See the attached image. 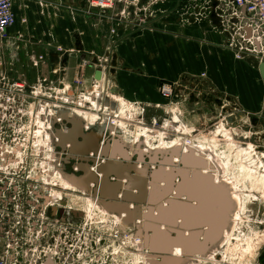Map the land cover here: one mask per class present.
<instances>
[{
    "label": "crops",
    "instance_id": "0c3cea01",
    "mask_svg": "<svg viewBox=\"0 0 264 264\" xmlns=\"http://www.w3.org/2000/svg\"><path fill=\"white\" fill-rule=\"evenodd\" d=\"M88 2L15 0L17 22L8 30L7 44L0 47V53L10 54L12 59L28 52L43 54L53 85L68 86V90H72L79 74L84 73L85 83L91 84L100 65H106L108 70L104 76L110 81L109 92L132 107L131 112L138 116L141 125L150 127L142 115L160 109L173 119L172 126L202 128L210 122L216 131L221 124L242 146L257 138L254 146L260 145L264 160V122L254 129L249 122L251 117L264 121V86L258 62L247 57L237 60L235 54L223 53L225 61L217 63L219 66L211 63L206 68L207 75L201 76L207 60L205 54H214L215 61L222 54L218 35L225 28L219 10L213 8L202 13L200 3L187 4L180 0H130L129 14L119 18L90 8ZM25 39L38 43L34 46L11 43ZM161 81H168L179 89L177 97L181 103L176 109L169 108L158 94ZM208 97L212 101H205ZM219 99L223 100L221 105L215 102ZM96 104L101 107L100 102ZM101 104L106 105L108 101ZM118 105L110 103L108 112L118 110ZM229 118L233 121L225 124ZM85 119L96 122L91 115ZM86 121L83 120V132L93 133ZM129 127L130 131L134 128ZM244 127L250 130L246 132L248 136ZM235 128L242 129L241 136L235 133ZM116 134L127 146L125 135L118 129ZM217 137L224 139L222 135Z\"/></svg>",
    "mask_w": 264,
    "mask_h": 264
},
{
    "label": "built area",
    "instance_id": "2783aa9c",
    "mask_svg": "<svg viewBox=\"0 0 264 264\" xmlns=\"http://www.w3.org/2000/svg\"><path fill=\"white\" fill-rule=\"evenodd\" d=\"M88 3L92 9L119 18L129 14V0ZM213 8L222 13L225 29H238L231 34L235 58L251 57L264 64V0H207L201 12ZM14 9L15 0H0V41L17 22ZM98 70L101 82L92 77L91 90L76 95L54 82L50 87L41 83L27 87L0 73V264H134L136 253L145 260L151 258L134 228L115 217L107 218L102 208H93L89 214L87 208L62 206L63 198L56 194L57 174L63 171L67 156L56 148L54 137L55 127L61 132L68 128L62 115L78 114L75 110L80 102L86 109L100 102L99 114L115 102L110 82L105 85L106 65ZM75 82L81 84V79ZM176 91L173 84L160 86L165 99L174 98ZM106 100L108 104L102 105ZM115 119L97 118L99 131L111 126L110 137L115 138Z\"/></svg>",
    "mask_w": 264,
    "mask_h": 264
},
{
    "label": "water",
    "instance_id": "95a60500",
    "mask_svg": "<svg viewBox=\"0 0 264 264\" xmlns=\"http://www.w3.org/2000/svg\"><path fill=\"white\" fill-rule=\"evenodd\" d=\"M258 64L264 86V64ZM94 78L101 81V71ZM61 118L68 128L66 132L54 129L56 148L66 153L65 161L87 164L77 167L78 176L64 170L63 175L109 212L125 215V225L135 229L145 248L161 260L158 264H182L203 257L220 242L232 205L225 189L216 186L210 175L201 174L207 168L205 160L191 152L186 156L144 154L138 144L132 150L120 138H111V126L99 134H86L80 118L66 114ZM173 157L180 158L179 166ZM192 186L198 188V195L188 190ZM175 249L181 250V258L173 256Z\"/></svg>",
    "mask_w": 264,
    "mask_h": 264
},
{
    "label": "rangeland",
    "instance_id": "374dc122",
    "mask_svg": "<svg viewBox=\"0 0 264 264\" xmlns=\"http://www.w3.org/2000/svg\"><path fill=\"white\" fill-rule=\"evenodd\" d=\"M206 1L207 0H200V2L197 1L194 4L200 3L201 5H203ZM224 30L225 31L222 32V35H218L219 50L222 51V54L220 53L216 56V61L214 54H205L207 58L206 63L203 54L202 61L205 63V65L203 66L204 71L201 72V76H203L204 73L207 75L206 68L209 67L211 63H213L214 66H219L217 63L225 61L226 54L223 53H230L234 56L235 52H233L230 48L236 43L232 41L233 38L231 37V34L237 32L238 29L235 26H229ZM6 41V38L1 40L0 47H4L7 44ZM16 42H18V44L23 43L22 45L26 44L33 46L35 44L37 45L38 43L35 40L31 39L11 41V43ZM9 55L8 53H0V56L2 58V60H0L5 62L6 65V71L4 73L6 74V76L10 77V80L22 81L27 87H31L35 84L40 83L43 84L44 87H50L52 78L50 75L49 65L45 58L40 60L43 54L28 52L20 55L15 59H12ZM247 58L252 59L256 63L258 62L255 58ZM40 74H42L43 77L41 76V79H38L37 76H40ZM78 77L81 79V84H78L74 81L72 83V90L69 89L68 91H70L71 94L72 92L77 94V91L79 92V90L89 92L91 90V84L85 83L84 73L82 75L79 74ZM108 82H110L109 79L105 80V85ZM165 83L171 84L168 81H161L159 83L157 91L160 96V86ZM177 90L178 93L176 92L174 98L165 99L161 96L166 100V102L164 101V103H166V105H168V107L171 109H176L177 104L181 103L180 99L177 97L180 92L179 89ZM221 97L224 98V96ZM103 100H105L104 97ZM114 101L116 103L123 104V113L119 111V108L117 106L118 110L112 113L108 111L104 113L102 111L103 108H101L99 115V108L96 103L92 102L91 106L86 109L85 107H82L83 103L80 102V107H77L75 110V112H78L79 115L74 114V116L84 117V113H89L93 121H96L97 118H116L115 121L118 123V132L126 136L127 146L130 147V145H132L131 142H133V144L139 142L141 145L140 149L142 151L147 150V146L144 145L146 141L155 147H160L162 142L167 143L166 145H170L171 142L178 140L182 141L183 143L186 142V144L190 145V143L194 141L195 145L200 146H198L199 153L195 154L197 156H199L200 154H202L203 156L205 155V162H207L206 169H208L209 167L208 163L210 162V153L214 151L212 153L213 161L209 163L210 169L207 170V174H210L212 176L214 175V172L216 170L214 169L213 164L214 161H218L227 163L229 171L228 175L232 178L235 177V185L238 186L236 188L237 190H240L242 198L240 202L234 200V207H231L230 211L228 212L227 227L222 232L220 242H218L213 247V250L219 247L216 252V256H210L208 257V259H206L205 257L208 255V252L205 256L202 257L205 260H202L200 263L195 264H264V171L261 167L264 165V160L260 155L262 150H258V148H255L254 146L255 154L246 153L245 150H242L241 148L235 146V144L240 141L235 140L234 137H230L231 133L228 130H226L227 132H225V134H221L224 139L218 138L217 136L219 135L216 133L217 128L216 131L214 127L211 128L212 123L210 122L204 124L202 128H199V125L184 127L179 124L172 126V124L170 126L169 124L172 123L173 119H169L167 112L165 113L163 109L157 110L156 112H151L150 114L144 113V115L142 116L144 117L145 122L150 123L151 126H143L141 125L142 123H138V116H135L131 112L132 107H127L120 99L115 98V96ZM226 108L229 107L227 106ZM222 117L223 116H221V118ZM83 119L85 120V117ZM175 121H177L176 118L174 119V122ZM86 125L88 126V129H91L94 133L99 132L98 122L87 123ZM129 126H133V130L130 131ZM55 128L58 129L59 127ZM247 134L248 133H245L246 136H248ZM107 135L109 136V134ZM250 143L252 145H255L252 141H250ZM131 149L133 150L135 148ZM180 152H182L181 154H189V151L185 153V150L182 147L180 149ZM173 159V161L177 164L180 162L177 158ZM249 161H253V163H250ZM63 165L62 169L64 167ZM63 186L64 185L62 183L57 185L56 194L57 197L63 198L62 201L64 203V206H68L69 208H97L92 199L94 197H92L89 193L85 191L81 192L80 190L76 191L74 189H69L68 191H66ZM230 186H227L226 189L228 190V193L230 195L232 194L233 198L237 190L234 184L232 189H230ZM65 188L68 189L66 185ZM95 199V201H98L97 198ZM113 217L110 216L107 218ZM135 256L136 257L133 258V261L136 260V264H144L142 259L143 256H140V254L137 253L135 254ZM137 256L139 257L138 259ZM186 260H184L182 264H186ZM156 262L159 263L161 262V260L157 258Z\"/></svg>",
    "mask_w": 264,
    "mask_h": 264
},
{
    "label": "bare ground",
    "instance_id": "6f19581e",
    "mask_svg": "<svg viewBox=\"0 0 264 264\" xmlns=\"http://www.w3.org/2000/svg\"><path fill=\"white\" fill-rule=\"evenodd\" d=\"M101 82V81H100ZM118 108H119V111L121 112V113H123V111H124V106H123V104L122 103H120V105H118ZM78 111V110H77ZM85 111V110H84ZM85 114V113H84ZM85 116V118H90V115H89V113L87 114H85L84 115ZM87 116V117H86ZM82 121L84 120L83 118L84 117H79ZM86 120V119H85ZM87 122L88 123H91L92 121H88L87 120ZM226 123V122H225ZM250 131V130H249ZM225 132H227L226 131V129L224 128V126H222L221 124L217 127V131H216V133L218 134V135H221V134H225ZM253 132V131H252ZM146 135V134H145ZM248 135V134H247ZM137 144L138 145H140V143L139 142H137V143H134V144H132V145H130V148H135L136 146H137ZM167 143H163L162 142V144H161V146L160 147H155V146H152L149 142H145V144L144 145H146L147 146V150L146 151H143V153L144 154H152V153H159V154H161V155H165V154H175L176 152H179L180 154L182 153V152H180V149H181V147L182 148H184V150H185V153H187V151H191L192 150V152L193 153H199V145H195L194 144V141L193 142H191L190 143V145H188V144H186V142H182V141H178V140H175V141H173V142H171V144L170 145H166ZM254 144V143H253ZM199 146V147H198ZM235 146L236 147H239V148H241L242 150H245L246 151V153H253V154H255V151H254V145H252L251 143H248L247 145H245L244 147L240 144V143H236L235 144ZM139 148L141 147V145L140 146H138ZM255 150H257V149H255ZM214 151H212V153H213ZM212 153H210V155H211V157H210V162L211 161H213V156H212ZM182 156H186L187 154H181ZM173 158H177V159H179V163L177 164V163H175L174 161H173V163L174 164H176V166H179V164L181 163V160H180V158H178V157H173ZM209 162V161H208ZM209 162V163H210ZM250 163H253V161H249ZM208 163V165H209V167H208V169H210V164ZM213 166H214V169L216 170L215 172H214V175L212 176V175H210V174H207V170L208 169H204V170H201L200 172H201V174H204V175H210L211 176V178H213L214 179V184L216 185V186H220V187H222V188H227V186H230V184H231V186H230V189H232V187H233V184H234V186H235V188L236 187H238V186H236L235 185V180H234V178H232L231 176H229L228 175V173H229V171H228V164L227 163H223V162H218V161H214V164H213ZM262 167V169H263V171H264V165L263 166H261ZM190 171H191V169H190ZM191 172H193V170L191 171ZM212 179V180H213ZM62 183L64 186H63V188L66 190V191H68L69 189H74V190H80L81 192H84V190L80 187V186H78V185H76L72 180H69V179H67L66 178V176L65 175H63V173L61 172V171H59L58 172V174H57V184H60V183ZM65 185H66V187L68 188V189H66L65 188ZM234 189V188H233ZM189 191H191V192H193L194 194H196V195H198L199 194V191H198V188H196L195 186H192L191 188H189L188 189ZM236 190H237V188H236ZM198 191V192H197ZM226 196H227V200L229 201V203L232 205V208L234 207L233 206V204L235 203V201L234 200H236V201H239L240 202V200H241V194H240V190H237L236 191V193H235V195L233 196V198H232V194L230 195L229 193H228V190L226 189ZM92 198V197H91ZM93 199V202H94V204L96 205V207L97 208H102L101 209V212L104 214H106V216L107 217H110V216H114L116 219H118V220H120L121 222H122V224L124 225L125 224V222H124V220L122 219V217H124L125 218V215H117V214H114V213H111V212H109L108 210H106L105 208H103L102 206H101V204H100V201H95L96 199L95 198H92ZM241 204V203H240ZM241 206V205H240ZM88 209V213L90 214L91 213V211H93V208H87ZM227 221H228V219H227ZM103 222H104V220H103ZM162 228H164V227H162ZM214 247V246H213ZM213 247L209 250V253H208V255L205 257L206 259H208V257H210V256H213V257H215L216 256V252H217V250L219 249V247L218 248H216V249H214L213 250ZM211 250H213V251H211ZM218 254V253H217ZM181 250L180 249H175L174 251H173V256L175 257V258H181ZM140 256H142V255H140ZM136 257V256H135ZM147 257H149V256H147ZM139 257L137 256V259H138ZM140 259H141V257H140ZM139 259V260H140ZM142 259H143V262H144V264H158L157 262H156V259H157V256H155V255H151V258L149 257V258H147L146 260L144 259V256L142 257ZM202 260H205L204 258H202V257H194V258H190V259H187L185 262H186V264H195V263H200ZM138 261V260H137ZM142 261V260H141ZM160 263V262H159ZM134 264H136V260L134 261Z\"/></svg>",
    "mask_w": 264,
    "mask_h": 264
},
{
    "label": "flooded vegetation",
    "instance_id": "af4514ba",
    "mask_svg": "<svg viewBox=\"0 0 264 264\" xmlns=\"http://www.w3.org/2000/svg\"><path fill=\"white\" fill-rule=\"evenodd\" d=\"M5 71H6L5 62H3V61L0 60V73H4ZM212 99H213L212 97H208V99H205V101H208L209 102V101H212ZM215 102H217V103H219L221 105V103H223V100H220L219 99V100H215ZM228 120H230L231 122L233 121L231 118H229ZM228 120H225L224 123L226 122L225 124H227L228 123L227 122ZM249 122H250L251 128L254 129V128H256V126H261L262 125V122H264V121L253 117V118L250 119ZM252 123H254V125ZM244 128H245V131L244 132L246 133L248 131L247 130V127H244ZM238 129L240 130V134H237V135L241 136L242 135V129H240V128H238ZM99 133H101V131ZM99 133L97 132V134H99ZM235 133H237V131H235ZM256 139H254L255 140L254 141L255 143H257L256 142ZM259 147H260V145L256 144V148L260 149ZM190 152H191L192 156L204 160L203 157H202L203 156L202 154L199 155V156H197L195 153L192 152V150ZM133 161H134V158H133L132 162ZM82 164L87 165L86 162H82L81 163L79 161H73V160H70L69 159V160H67V161L64 162V165H63L64 167L63 168H64L65 171H67V172H65L66 174H74V175H77L78 176L79 173L77 171V167L79 165H82ZM74 168L76 169V171L74 170Z\"/></svg>",
    "mask_w": 264,
    "mask_h": 264
}]
</instances>
